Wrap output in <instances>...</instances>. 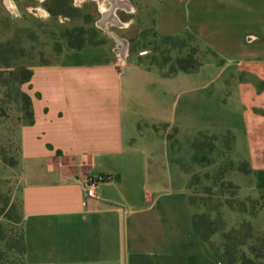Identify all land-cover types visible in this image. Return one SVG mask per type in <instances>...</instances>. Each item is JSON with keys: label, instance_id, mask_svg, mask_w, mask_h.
I'll return each mask as SVG.
<instances>
[{"label": "crops", "instance_id": "crops-1", "mask_svg": "<svg viewBox=\"0 0 264 264\" xmlns=\"http://www.w3.org/2000/svg\"><path fill=\"white\" fill-rule=\"evenodd\" d=\"M49 1L0 0V26L3 16L47 13ZM101 15L104 27L119 22ZM152 26L160 37L190 35L213 56L167 75L114 36L49 65L28 62L33 121L19 131L25 264H222L194 231L190 175L170 135L182 148L225 130L236 81L248 157L235 143L231 156L253 162L251 137L264 130V0H160ZM98 176L111 180L87 198L85 183Z\"/></svg>", "mask_w": 264, "mask_h": 264}, {"label": "rangeland", "instance_id": "rangeland-1", "mask_svg": "<svg viewBox=\"0 0 264 264\" xmlns=\"http://www.w3.org/2000/svg\"><path fill=\"white\" fill-rule=\"evenodd\" d=\"M115 1L119 5L117 11L111 8L114 3L109 0H50L49 14L40 11L31 18L11 15L1 18L0 44H9L14 49L15 55H9L8 60L16 62L9 69L0 66V264H23V258L12 247L20 242L23 231L19 131L28 118L25 101L28 83L22 82L27 76L25 72L18 71L15 75L11 72L21 67L30 70L28 62L51 61L72 48L113 43L114 36L128 41L132 55L167 74L176 71L179 64L197 66L213 56L190 35L160 37L154 32L152 21L160 0ZM102 13L110 21L114 13L119 22L102 26ZM233 70L235 67L225 70V74ZM237 83L233 81L230 93L225 94L235 111L225 130L193 138V141L198 138L194 145L183 144L182 148L173 145L175 160L190 175L195 214L214 223L217 232L212 243L216 247L224 242L222 229L229 232L243 222L251 223L257 235L264 236V179L256 175L264 172V130L261 135L254 132L251 137L253 162L234 160L231 156L235 143L238 156L248 157ZM219 123L216 119L215 124ZM247 200L255 205L248 203L247 211L239 212ZM226 202L233 204L234 210L225 206ZM240 250L252 257L247 247Z\"/></svg>", "mask_w": 264, "mask_h": 264}, {"label": "trees", "instance_id": "trees-1", "mask_svg": "<svg viewBox=\"0 0 264 264\" xmlns=\"http://www.w3.org/2000/svg\"><path fill=\"white\" fill-rule=\"evenodd\" d=\"M9 44H0V66L3 68H11L14 62L8 60L9 55H15V52L13 51V48H9ZM84 47L81 48H72L71 50H81ZM44 65H49L50 61H41ZM202 65V62L197 64V66H184L179 64L178 69L170 74L167 75H174L178 72H188L192 70H196L200 68ZM156 66V65H155ZM157 67V66H156ZM159 68V67H158ZM163 70L162 68H160ZM18 71H23L26 73V78L23 79L22 82L29 83L32 77V71L27 70L24 67L17 68L14 72H11L12 75H15ZM26 106L28 107V118H26V121L23 125L29 124L33 121V112H32V103L30 100V97L26 94L25 97ZM203 135L207 134H200L198 138H200ZM215 137V136H214ZM197 138V139H198ZM172 139L173 145L176 144V141ZM196 139V140H197ZM195 140V141H196ZM195 141H193V145L195 144ZM232 147V146H231ZM232 149V148H231ZM251 170V169H250ZM252 171V170H251ZM241 172V171H240ZM256 175L260 178V180L264 179V172H257ZM190 205L193 209H195V201L194 198L190 195L189 198ZM250 203L255 205V203L251 200L245 201V205L243 204L242 209L238 210L241 213H245L247 211L246 205ZM225 206H228L230 209L234 210V205L231 203L226 202ZM224 226V224L222 223ZM193 226L194 231L196 234L206 243H208L214 252L215 256L218 258V260L222 264H264V236L259 237L257 233L255 232L254 226L249 222H243L239 225L238 228L232 229L229 232H225L222 229L223 232V244L220 247H216L212 243V237L214 234H216V230H214V223L210 221V219L203 217H198L196 214H194L193 217ZM253 242L251 246H249V243ZM257 244L261 245V248L257 247ZM248 249L249 254L252 256H248L245 251L240 250L243 248ZM12 249L19 254L23 258V264H25V254H26V243H25V237L24 233L22 231V237L20 242L17 244V246H13Z\"/></svg>", "mask_w": 264, "mask_h": 264}, {"label": "built area", "instance_id": "built-area-1", "mask_svg": "<svg viewBox=\"0 0 264 264\" xmlns=\"http://www.w3.org/2000/svg\"><path fill=\"white\" fill-rule=\"evenodd\" d=\"M111 178L106 176H98L95 178H92L88 180L85 183V190H86V196L87 198H94L95 197V191L98 188L99 185L109 182Z\"/></svg>", "mask_w": 264, "mask_h": 264}, {"label": "bare ground", "instance_id": "bare-ground-1", "mask_svg": "<svg viewBox=\"0 0 264 264\" xmlns=\"http://www.w3.org/2000/svg\"><path fill=\"white\" fill-rule=\"evenodd\" d=\"M116 3H117V2H116ZM121 7H123V6H121ZM124 10H125V9H124ZM128 10H129V9H128ZM116 11H117V10H116ZM118 18H119V17H118ZM117 20H118V19H117ZM117 20H116V21H117ZM112 23H113V22H112ZM116 23H117V22H116ZM115 25H116V24H115Z\"/></svg>", "mask_w": 264, "mask_h": 264}, {"label": "water", "instance_id": "water-1", "mask_svg": "<svg viewBox=\"0 0 264 264\" xmlns=\"http://www.w3.org/2000/svg\"><path fill=\"white\" fill-rule=\"evenodd\" d=\"M114 2V4H116V1L115 0H112ZM117 5V4H116Z\"/></svg>", "mask_w": 264, "mask_h": 264}]
</instances>
